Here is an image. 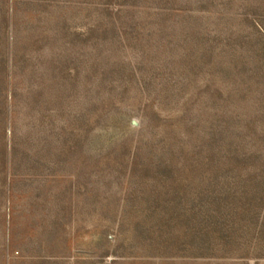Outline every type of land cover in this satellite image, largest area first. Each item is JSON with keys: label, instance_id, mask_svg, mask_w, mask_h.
<instances>
[{"label": "rangeland", "instance_id": "374dc122", "mask_svg": "<svg viewBox=\"0 0 264 264\" xmlns=\"http://www.w3.org/2000/svg\"><path fill=\"white\" fill-rule=\"evenodd\" d=\"M0 264H264V0H0Z\"/></svg>", "mask_w": 264, "mask_h": 264}]
</instances>
